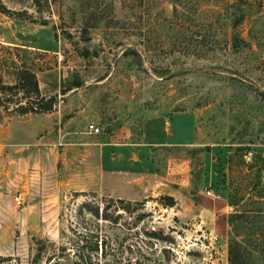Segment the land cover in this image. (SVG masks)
Here are the masks:
<instances>
[{
	"label": "rangeland",
	"instance_id": "374dc122",
	"mask_svg": "<svg viewBox=\"0 0 264 264\" xmlns=\"http://www.w3.org/2000/svg\"><path fill=\"white\" fill-rule=\"evenodd\" d=\"M0 6L7 10L0 9V75L11 84L12 62L32 64L41 96L53 101L39 113L69 120L71 128L128 130L131 140L149 122L161 145L171 140L158 137L152 121L160 118L163 126L182 114L175 145L158 152V171L173 180L166 181L174 189L171 207L157 195L131 201L125 211L88 192L39 203L34 168L26 162L25 182L15 177L21 166L14 160L1 162L0 256L16 264H31L38 250V264L52 252L59 264H228V214L264 182V0H0ZM35 114L2 111L0 127ZM37 123L32 117L27 124ZM46 182L41 189L55 183ZM86 203L109 219L95 218Z\"/></svg>",
	"mask_w": 264,
	"mask_h": 264
},
{
	"label": "crops",
	"instance_id": "0c3cea01",
	"mask_svg": "<svg viewBox=\"0 0 264 264\" xmlns=\"http://www.w3.org/2000/svg\"><path fill=\"white\" fill-rule=\"evenodd\" d=\"M52 114L29 116L38 122L33 126L27 124L31 118L23 116L0 127V163L14 160L16 167L21 166L14 175L25 182L28 181L26 162L34 168L30 181L39 203L68 192H88L129 201L157 195L173 197L170 173L158 171V152L164 145H175L174 127L182 118L181 113L172 115L165 122L167 126H161L160 118L152 121L159 129L157 136L162 133L161 137L171 140L166 144L162 141L163 145L148 132L149 122L144 124L139 139L131 140L132 133L128 130L93 133L85 126L71 128L69 120L63 121L56 116L53 119ZM186 132L190 136L189 126ZM47 165L51 169L54 167L55 172L49 173ZM48 180L50 185L52 181L55 183L43 186L42 190L40 185H48Z\"/></svg>",
	"mask_w": 264,
	"mask_h": 264
},
{
	"label": "trees",
	"instance_id": "16d2710c",
	"mask_svg": "<svg viewBox=\"0 0 264 264\" xmlns=\"http://www.w3.org/2000/svg\"><path fill=\"white\" fill-rule=\"evenodd\" d=\"M3 13L7 10L0 6ZM23 52H29L27 48H20ZM14 70V82L9 84L4 82L0 75V116L2 111H14L17 116L28 113H39L50 111L53 107L52 99L46 100L41 96L36 73L32 64L23 61L20 64L12 62ZM13 103V106H7ZM251 194L248 200L241 204L240 208L234 209L228 214V245H227V262L228 264H264V182ZM234 197V196H231ZM110 201L121 204V208L129 211L131 201L123 199L110 198ZM164 205L171 207L175 200L170 195L160 196ZM232 205L238 206L237 202H231ZM247 205V207H246ZM83 208L88 210L95 218L108 220L106 213L99 212L97 206L84 204ZM104 212V210H103ZM65 248H61L62 256ZM52 252L51 256L46 259L47 264H59L58 256ZM83 262L90 263L89 255L85 258L79 254ZM40 250L34 254L31 264H38ZM51 261V262H50ZM0 264H16L10 256H0Z\"/></svg>",
	"mask_w": 264,
	"mask_h": 264
},
{
	"label": "built area",
	"instance_id": "2783aa9c",
	"mask_svg": "<svg viewBox=\"0 0 264 264\" xmlns=\"http://www.w3.org/2000/svg\"><path fill=\"white\" fill-rule=\"evenodd\" d=\"M87 128H88V131L93 132V133L101 132L100 127L93 123L88 124ZM207 194L212 195L213 193L210 190H207ZM13 199L17 205L23 204V200L20 195H15Z\"/></svg>",
	"mask_w": 264,
	"mask_h": 264
}]
</instances>
